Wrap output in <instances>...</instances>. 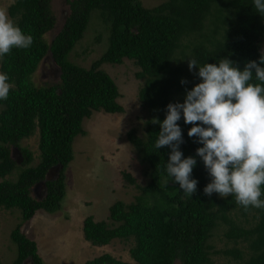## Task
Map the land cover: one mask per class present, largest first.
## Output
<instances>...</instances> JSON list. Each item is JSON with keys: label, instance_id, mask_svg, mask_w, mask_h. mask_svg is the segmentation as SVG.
Wrapping results in <instances>:
<instances>
[{"label": "trees", "instance_id": "16d2710c", "mask_svg": "<svg viewBox=\"0 0 264 264\" xmlns=\"http://www.w3.org/2000/svg\"><path fill=\"white\" fill-rule=\"evenodd\" d=\"M69 14L50 42L45 35L54 29L56 18L51 0H14L8 16L25 34L33 36L28 49L13 48L0 59V73L7 74L13 85L6 100H0V208L18 209L21 221L28 222L38 210L53 214L60 210L65 196V172L73 160L72 143L83 136L82 121L93 112L121 113L116 102L117 86L100 69L103 64L120 65L133 61L142 80L138 100L150 117L145 122L144 138L133 130L128 142L145 165L147 183L136 184L123 172L127 184L138 194L134 202L115 201L108 209V223L87 216L83 237L92 246L102 247L114 239L132 240L129 256L135 264H210V255H221L235 264H264V209L249 207L244 211L235 196H206L211 182L202 160L196 157V137L187 135L193 126L183 117V157L192 156L197 163L192 178L198 181L190 196L168 176L166 163L170 149H156L159 124L166 117L169 103H183L185 90L200 83L197 69L188 70V59L198 66L218 63L228 58L240 70L249 61H258L264 38V17L253 7V0H162L151 9L138 0H66ZM108 25L104 53L89 68L69 61L68 56L82 39L94 13ZM50 54L60 70L59 82L36 87L32 75ZM188 83L181 84V80ZM251 83H260L253 80ZM38 130L39 160L30 166L32 153L19 143ZM21 153V166L12 158L11 147ZM59 166L57 176L45 182L41 199L31 196V188L44 181L50 170ZM18 170L15 180L7 177ZM264 199V185H261ZM252 221L248 220V217ZM244 219V221H240ZM254 222L249 227L242 223ZM225 227L224 237L233 247L213 251L209 240L215 229ZM16 256L11 264H43L36 242L27 238L17 225L10 234ZM243 245V247H242ZM241 246V247H237ZM1 264V263H0ZM84 264H128L103 254Z\"/></svg>", "mask_w": 264, "mask_h": 264}, {"label": "rangeland", "instance_id": "374dc122", "mask_svg": "<svg viewBox=\"0 0 264 264\" xmlns=\"http://www.w3.org/2000/svg\"><path fill=\"white\" fill-rule=\"evenodd\" d=\"M64 1L51 0L56 24L54 29L45 35L47 42L61 30L68 15V5ZM138 1L144 8L149 9L162 3V0ZM13 2L14 0H0V8L8 11ZM108 31V25L94 13L82 39L69 54V61L89 68L91 63L104 53ZM100 69L106 72L117 86L119 98L116 102L123 111L117 114L93 112L89 118L82 121L85 134L75 137L72 143L73 160L65 172V196L59 211L47 214L40 210L35 212L31 220L23 223L18 209L0 208L1 264H11L15 259L16 248L10 240V234L17 225L21 226V232L28 239L36 241L43 264H84L103 254L128 264H135L129 256V249L133 246L132 240L114 239L106 246L97 247L91 246L83 237V221L87 216H93L95 221L108 223V209L115 201L125 204L134 202L138 192L124 181L123 172L129 173L138 185L144 186L147 183L144 174L146 167L139 162L136 150L127 140V134L131 130L138 137L144 138L145 122L150 117L138 100L142 80H138L135 75L140 69L133 61L127 59H123L120 65L103 64ZM31 79L36 87L59 82L58 68L49 56L43 59ZM19 147L32 153L30 166H35L39 160L38 130L36 129L29 138L23 139ZM11 153L17 165L21 166L23 159L19 150L12 146ZM16 173L18 170H14L7 179L15 180ZM54 174L55 172H52L49 178L52 179ZM34 187L31 196L41 199L45 194L44 186ZM248 220L252 221V218L249 216ZM240 221L243 222L244 219ZM253 224L254 222L245 221L242 226L247 228ZM224 229L225 227L219 226L214 230L209 240L213 251L233 247V244L225 239ZM210 264L235 262L221 255L211 254Z\"/></svg>", "mask_w": 264, "mask_h": 264}, {"label": "clouds", "instance_id": "9594fccd", "mask_svg": "<svg viewBox=\"0 0 264 264\" xmlns=\"http://www.w3.org/2000/svg\"><path fill=\"white\" fill-rule=\"evenodd\" d=\"M253 7L264 17V0H253ZM32 44L33 36L25 34L8 16L7 10L0 8V59L14 47L28 49ZM263 46L264 38L259 60L247 62L243 70L228 58L203 66H198L195 58L188 59V70L197 69L196 75L201 82L190 91L185 90L183 103L166 106L163 122L152 119L151 123L159 124L161 129L155 147L167 146L171 150L166 171L185 194L192 196L196 191L198 181L191 174L197 161L192 156L184 158L179 150L184 142L177 123L181 116L185 124L193 125L187 135L196 137L195 142L202 145L195 155L202 160L211 177V182L203 189L204 194L211 196L215 192L222 198L234 195L244 211L250 206L264 209V199H261V185H264ZM253 77L260 83H251ZM8 80L7 74L0 73V100H6L13 87ZM180 83L188 81L182 79ZM52 172L55 171L51 169L46 174L47 179L41 182L49 180Z\"/></svg>", "mask_w": 264, "mask_h": 264}, {"label": "water", "instance_id": "95a60500", "mask_svg": "<svg viewBox=\"0 0 264 264\" xmlns=\"http://www.w3.org/2000/svg\"><path fill=\"white\" fill-rule=\"evenodd\" d=\"M65 2V1H64ZM262 52H264V50L262 51ZM47 56H49L50 58H51V55L50 54H48ZM58 68V67H57ZM58 71H59V74H60V70H59V68H58ZM12 155V154H11ZM12 158H13V155H12ZM17 162H19V161H17ZM54 171H55V176H57V174H58V170H59V166H55V167H53L52 168ZM45 179H47V175H46V178ZM40 185H43L44 187H45V182H40V183H37V184H35L34 186L35 187H39ZM33 186V187H34ZM34 187V188H35ZM34 189H32V191H33Z\"/></svg>", "mask_w": 264, "mask_h": 264}]
</instances>
